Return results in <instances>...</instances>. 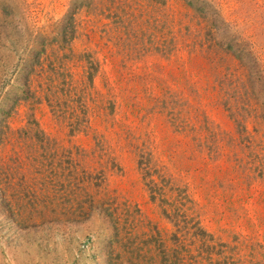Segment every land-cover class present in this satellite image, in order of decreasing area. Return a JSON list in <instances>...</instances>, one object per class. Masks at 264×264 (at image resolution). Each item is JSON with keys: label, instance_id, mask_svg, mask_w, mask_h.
Returning <instances> with one entry per match:
<instances>
[{"label": "rangeland", "instance_id": "rangeland-1", "mask_svg": "<svg viewBox=\"0 0 264 264\" xmlns=\"http://www.w3.org/2000/svg\"><path fill=\"white\" fill-rule=\"evenodd\" d=\"M89 57L102 115L89 101L78 129L27 102L26 67L79 77ZM140 143L187 188L212 264H264V0H0V264H166ZM108 194L137 216L128 240Z\"/></svg>", "mask_w": 264, "mask_h": 264}, {"label": "trees", "instance_id": "trees-1", "mask_svg": "<svg viewBox=\"0 0 264 264\" xmlns=\"http://www.w3.org/2000/svg\"><path fill=\"white\" fill-rule=\"evenodd\" d=\"M77 61L82 62L80 67L82 73L79 77H75V74L69 71L71 67L68 64H64L65 69L63 65L57 66L56 62L48 63L46 58L40 64L36 63L26 67L24 72L28 74V77L24 80L23 93L29 104L43 103L53 115L55 114L63 122L66 119L68 122L75 120L76 126H79L81 125L79 118L82 116L84 119L89 111L88 102H96L97 111L102 115L105 111L102 106L105 98L93 88L98 63L90 57L89 59L79 58ZM80 128L81 126L78 129ZM175 131L177 133L181 131L184 134L186 130ZM100 141L97 143L99 144ZM129 146L133 150L136 167L150 201L157 204L161 215L171 225L168 240L158 239V253L164 255L166 264H203L204 262L212 264V256L215 254L216 247L215 238L203 229L197 206L185 185L166 171L149 146L141 143L139 145L129 144ZM74 179L78 185L81 182L82 187L85 179L77 174H74ZM102 198L108 204L105 218L115 226L117 235L122 234V240H128L133 230L123 232V229L119 228L123 226L121 220L126 223V220L131 219L130 225H134L137 220V216L135 218L130 211V204L127 201H119L120 198L112 194H108V198L107 195ZM88 206L86 211L91 213L90 209H93L94 204L90 202ZM204 254L207 255L205 258Z\"/></svg>", "mask_w": 264, "mask_h": 264}]
</instances>
